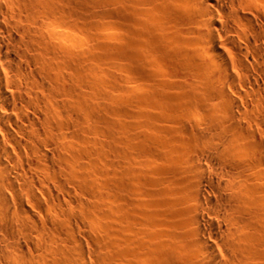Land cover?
<instances>
[{
  "label": "bare ground",
  "instance_id": "bare-ground-1",
  "mask_svg": "<svg viewBox=\"0 0 264 264\" xmlns=\"http://www.w3.org/2000/svg\"><path fill=\"white\" fill-rule=\"evenodd\" d=\"M0 264H264V0H0Z\"/></svg>",
  "mask_w": 264,
  "mask_h": 264
}]
</instances>
